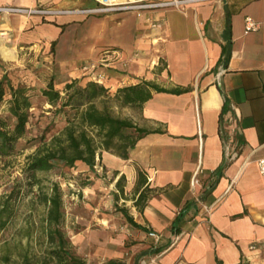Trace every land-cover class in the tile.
Here are the masks:
<instances>
[{
  "label": "crops",
  "instance_id": "crops-1",
  "mask_svg": "<svg viewBox=\"0 0 264 264\" xmlns=\"http://www.w3.org/2000/svg\"><path fill=\"white\" fill-rule=\"evenodd\" d=\"M32 2L0 0V55L2 46L15 55V46L62 30L5 10ZM90 14L78 58H96L105 47L121 52L117 65L107 63L119 69H105L108 79L96 81L112 91L142 80L171 90L153 91L144 103L137 122L153 132L127 159L104 151L96 164L118 179L124 175L130 190L141 170L147 177L141 189L151 188L143 210L130 212L147 231L130 224L124 229L135 241L133 252L120 257L116 240L109 241L112 249L106 247L99 264H237L242 254L264 264V175L258 166L264 157V0H204L142 16ZM247 17L258 23L256 30L246 31ZM147 18L161 23L150 27ZM83 75L77 65L70 71L71 78ZM158 245L166 248L157 252Z\"/></svg>",
  "mask_w": 264,
  "mask_h": 264
},
{
  "label": "rangeland",
  "instance_id": "rangeland-1",
  "mask_svg": "<svg viewBox=\"0 0 264 264\" xmlns=\"http://www.w3.org/2000/svg\"><path fill=\"white\" fill-rule=\"evenodd\" d=\"M96 6L93 0H33L28 6L10 7L22 10L13 13L37 16L43 23L57 25L63 31L60 30L53 38L47 36L22 47L15 46L16 53L12 59H5L0 55V77L7 71L15 82H23L35 88L32 92L33 107L28 131L16 144V154L6 161L0 160V206L16 185L19 193L14 198L16 214L0 235L2 264H20L27 247H31V255L35 253L42 256L44 241L40 240L39 229L45 215V206L40 201L38 185H29V177L24 172V167L27 156L37 149L43 139L48 141L52 135L60 132L65 125V117L55 115L54 108L46 101L41 89L54 76L57 87L62 90L64 81L71 78L70 71L76 65L84 73L83 77L100 81L108 79L105 69H119L108 65L109 61L101 60L104 51L111 49L110 47L101 49L96 58H78L86 43L85 21L91 15L86 10ZM147 19L150 20V27L161 23L158 19ZM55 40L56 44L52 49V42ZM73 62L77 64L72 65ZM112 62L116 65L118 63L115 60ZM162 66L161 58L160 67ZM111 105L115 106L114 103ZM115 111L117 114L129 116L135 113L128 108H115ZM36 175L42 180L44 189L53 181L60 183L64 198V229L76 252L88 264H99L106 247L112 249L111 245H105L112 240H116L114 244L119 255H122L120 257L125 258L133 252L135 241L132 237L124 236V229L129 223L115 206L117 200L118 205L126 206L130 212L136 207L133 201L134 189L128 188L127 180L124 182L125 194L119 193V198L116 199L118 177L108 174L99 165L91 170L82 163H77L74 167L58 164L54 169L39 171ZM136 252L140 254L139 251ZM134 264H140V261L137 260ZM254 264H262V261L255 260Z\"/></svg>",
  "mask_w": 264,
  "mask_h": 264
},
{
  "label": "trees",
  "instance_id": "trees-1",
  "mask_svg": "<svg viewBox=\"0 0 264 264\" xmlns=\"http://www.w3.org/2000/svg\"><path fill=\"white\" fill-rule=\"evenodd\" d=\"M55 44L56 40L52 42V49ZM34 90L33 86L26 83L15 82L7 71H4L0 77V160L6 161L16 154V144L28 131ZM153 91L170 92L171 90L153 81L142 80L112 91L103 83L85 77L67 79L61 90L57 87L54 76L48 79L41 93L54 108L55 115L65 117V125L48 141L43 139L37 149L27 156L24 172L29 177L31 187L38 185V195L45 206V215L39 229L40 240L44 241V247L41 250L42 256L35 253L31 255V247H27L20 264H88L87 260L76 252L64 229V198L60 183L53 181L44 189L42 180L36 173L52 170L58 164L74 167L77 163L94 170L96 164L102 160L104 151L127 159L130 150L138 141L153 132L137 122L144 103L152 98ZM112 103L115 106L111 105ZM115 108L118 110L128 108L135 113L132 116L121 115L116 113ZM125 180L123 175L116 183L118 188V192H115L116 199L119 198V193L125 194ZM146 182V174L139 170L134 187V204L139 211L143 210L151 193L149 186L141 189ZM17 193L16 185L12 193L2 201L0 235L16 214L14 198ZM136 194H138L137 198ZM115 206L131 226L147 231L146 227L135 221L126 206L118 205L117 200ZM181 218L182 212L176 219L178 222L173 226L175 234L180 232ZM164 248L166 245H158L156 251L160 252ZM6 260L9 261L8 257ZM104 264L126 263L110 260ZM217 264L224 262L217 259ZM237 264L252 263L242 254Z\"/></svg>",
  "mask_w": 264,
  "mask_h": 264
},
{
  "label": "built area",
  "instance_id": "built-area-1",
  "mask_svg": "<svg viewBox=\"0 0 264 264\" xmlns=\"http://www.w3.org/2000/svg\"><path fill=\"white\" fill-rule=\"evenodd\" d=\"M96 3V7L86 10L87 13H102L108 11H133L138 16H142L148 10H155L162 7H178L184 9L187 3L200 2L204 0H93ZM8 11L17 12L22 11L16 8H7ZM160 24H154L159 26ZM259 27L258 23L251 17H247L245 21L246 31L256 30ZM102 61H120L121 52L117 49H108L104 51ZM95 66V65H94ZM88 68V67H86ZM258 166L262 175H264V157L258 160ZM150 235L157 240L160 235L156 231H151ZM174 264H184L183 261L178 260Z\"/></svg>",
  "mask_w": 264,
  "mask_h": 264
},
{
  "label": "bare ground",
  "instance_id": "bare-ground-1",
  "mask_svg": "<svg viewBox=\"0 0 264 264\" xmlns=\"http://www.w3.org/2000/svg\"><path fill=\"white\" fill-rule=\"evenodd\" d=\"M14 51L5 47V46H2L1 48V53H2V56L5 58V59H12L14 57ZM157 57V56H156Z\"/></svg>",
  "mask_w": 264,
  "mask_h": 264
}]
</instances>
